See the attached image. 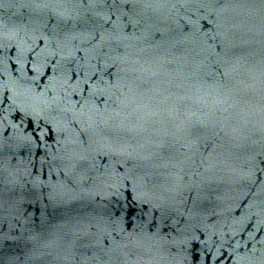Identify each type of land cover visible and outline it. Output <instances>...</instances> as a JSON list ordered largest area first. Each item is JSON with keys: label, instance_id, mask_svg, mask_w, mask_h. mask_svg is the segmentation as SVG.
<instances>
[{"label": "water", "instance_id": "95a60500", "mask_svg": "<svg viewBox=\"0 0 264 264\" xmlns=\"http://www.w3.org/2000/svg\"><path fill=\"white\" fill-rule=\"evenodd\" d=\"M0 264H264V0H0Z\"/></svg>", "mask_w": 264, "mask_h": 264}]
</instances>
